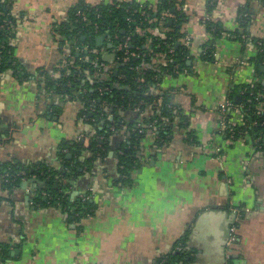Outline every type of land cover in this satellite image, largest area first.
Wrapping results in <instances>:
<instances>
[{
	"label": "crops",
	"instance_id": "crops-1",
	"mask_svg": "<svg viewBox=\"0 0 264 264\" xmlns=\"http://www.w3.org/2000/svg\"><path fill=\"white\" fill-rule=\"evenodd\" d=\"M2 1L16 22L14 62L32 78L21 81L12 70L0 74V166L62 171L60 144L83 139L87 146L92 127L78 99L58 97L37 75L43 70L55 80L66 65L71 42L61 41L59 25L77 5L132 3L156 11L160 0ZM169 1L166 26L157 33L175 25L174 15L184 16L177 45L189 39V69L163 75L151 94L156 104L167 94L183 123L173 119L163 144L148 131L138 167L122 184L117 155L129 148L132 123L149 118L154 105L140 116L137 110L116 112L122 125L110 128L107 156L74 178L56 177L70 202L92 204L87 216L38 204L44 181L34 176L9 188L0 176V245L7 252H0V264H156L182 246L186 264H264V152L245 138L230 141L220 124L222 117L235 125L243 120L228 99L231 88L264 80L254 64L258 40H264V0ZM208 24L218 28L217 37ZM210 45L213 60L206 61ZM100 53L110 54L105 48ZM153 62L164 65L165 59L158 55ZM259 70L264 73V66Z\"/></svg>",
	"mask_w": 264,
	"mask_h": 264
},
{
	"label": "trees",
	"instance_id": "trees-1",
	"mask_svg": "<svg viewBox=\"0 0 264 264\" xmlns=\"http://www.w3.org/2000/svg\"><path fill=\"white\" fill-rule=\"evenodd\" d=\"M4 3L0 0V74L12 70L19 80H29L32 78L30 74L13 59L11 38L14 36L16 22L4 11ZM171 6V1L160 0L156 11L149 6L132 3L95 7L77 5L70 10L67 21L57 29V35L62 42L65 40L71 42L66 65L55 80L43 70L38 71L37 75L44 78L42 82L58 97L79 100L82 104L80 115L92 127V133L88 134L89 144L84 146L80 140L61 143L57 155L61 160L62 171L53 170L45 165H37L32 172L30 167L24 165L0 166V176L6 171L10 176L20 171L25 172L26 178L34 176L44 181V186L37 190L35 200L38 204L43 207L73 209L78 216H87L91 213L92 204L88 200L70 202L64 195V186L56 177L74 178L84 171H90L97 160L107 156L110 150L108 138L113 134L110 128L118 130L122 125L115 115L116 112L137 110L140 116L147 106L154 105L149 118L140 117L132 123L129 148L127 151L121 150L117 155L118 173L122 177L126 176V179L120 178L119 182L127 183L129 172L138 167V148L147 132H154L158 142L163 144L172 136L173 119L178 116L182 123L184 121L182 113L171 103L167 94L163 96L160 104H156L151 94L152 88L163 75L177 74L189 69L187 65L190 59L189 52L184 46L177 45L182 37L179 27L184 16L174 15L175 25L173 26L172 22L167 27V32L157 33V30L165 28L166 21L162 23V14L169 12ZM211 28L208 24L207 32L215 38L219 35L218 28L212 29L213 31ZM97 36H103L102 45L96 43ZM127 36L130 37L127 48L119 49ZM108 43L112 45L111 48L107 47ZM257 47L259 53L254 64L263 79L264 73L259 70L261 65L264 66L263 39L258 40ZM103 48L113 56V62L104 60L100 53ZM124 50L133 54L126 61ZM213 51L214 47L210 45L202 59L212 61ZM158 55L165 59L164 65L156 66L153 62ZM100 63L110 64L112 67L101 68ZM137 67L140 71L135 69ZM96 72H108V79L100 81L95 76ZM140 77L143 78V82H139ZM105 87L109 90H103ZM235 96L240 97L236 105L240 107L243 120L241 124L235 125L232 138L229 129L222 130L223 134L232 142L245 138L256 151H264V146L260 149L255 148V140L259 138L258 144L264 140V112L257 114L260 107L264 109V80L233 86L228 99L233 101ZM111 113L114 118L109 120ZM227 118L226 122L229 123ZM67 154H70V158H66ZM20 182L21 176H17L12 178L11 182L3 183L9 188L18 186ZM181 248L179 252L160 258L156 264H186L187 253L183 252V246ZM0 249L2 256L6 255L5 246L0 245Z\"/></svg>",
	"mask_w": 264,
	"mask_h": 264
},
{
	"label": "built area",
	"instance_id": "built-area-1",
	"mask_svg": "<svg viewBox=\"0 0 264 264\" xmlns=\"http://www.w3.org/2000/svg\"><path fill=\"white\" fill-rule=\"evenodd\" d=\"M161 21L163 22L164 21V19L163 18H161ZM243 36V35H242ZM243 37H245V36H243ZM130 43V37L129 36H127L125 39H124V41L120 44V46L118 47L119 49H125V48H127V46H128V44ZM182 46H184L186 49L189 47V39L186 37V38H184L183 39V42H182ZM77 50V49H76ZM137 55V54H136ZM135 55V56H136ZM68 56V55H67ZM124 56H125V58H124V60L126 61L127 59H128V57L129 56H133V54H131V53H129V52H127V50H124ZM263 64H264V61H263ZM99 66L102 68V67H104L105 69H110L111 67L110 66H108V65H105L104 63H100L99 64ZM175 68H177V66L175 67ZM137 71H140V69L137 67V68H135ZM95 76L96 77H98V79L101 81V80H107L108 79V72H96L95 73ZM139 82H143V78H139ZM103 90H105V91H107V90H109L108 89V87H105V88H103ZM262 112H264V109H262L261 107L258 109V111H257V114H260V113H262ZM224 115V114H223ZM221 128H222V130H224V129H229V132H230V137L232 138V132H233V130H234V127H235V124H232V123H227L226 122V117H222V119H221ZM254 124V123H253ZM260 140H259V138L257 139V140H255V143H256V146H255V148L256 149H260L261 147H263L264 146V140H261V142L262 143H257V142H259ZM254 143V144H255ZM253 146V145H252ZM262 152H264V151H262ZM17 176H21V180H24L25 179V172H23V171H20V172H17L14 176H10V174L6 171L5 173H3V175H1V177H2V179H3V181L4 182H8V181H10L11 182V179L12 178H14V177H17ZM42 195H44V196H46L47 197V195L45 194V193H43ZM49 198V197H48ZM234 232H235V228H234V226H232L231 227V229H230V237H232L233 235H234ZM1 250V249H0ZM182 250V248L181 247H176L175 248V251L174 252H179V251H181ZM227 264V263H226Z\"/></svg>",
	"mask_w": 264,
	"mask_h": 264
},
{
	"label": "water",
	"instance_id": "water-1",
	"mask_svg": "<svg viewBox=\"0 0 264 264\" xmlns=\"http://www.w3.org/2000/svg\"><path fill=\"white\" fill-rule=\"evenodd\" d=\"M95 41H96V43H97L98 45H102V44L104 43V38H103V36H97V37L95 38ZM107 47H108V48H111L112 45H111L110 43H108V44H107ZM112 58H113V56H112L111 54H106V55L104 56V60H105L106 62H111ZM239 100H240V97H239V96H235L234 99H233L234 102H238ZM83 141H84V140L81 139V143H84ZM66 158H70V154H67V155H66ZM22 185H24V184H21V186H22Z\"/></svg>",
	"mask_w": 264,
	"mask_h": 264
}]
</instances>
